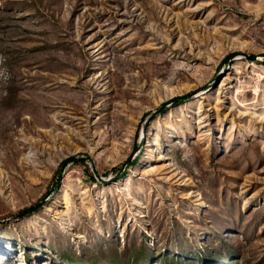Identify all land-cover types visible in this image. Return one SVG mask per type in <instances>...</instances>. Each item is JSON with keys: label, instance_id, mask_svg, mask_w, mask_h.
Here are the masks:
<instances>
[{"label": "rangeland", "instance_id": "rangeland-1", "mask_svg": "<svg viewBox=\"0 0 264 264\" xmlns=\"http://www.w3.org/2000/svg\"><path fill=\"white\" fill-rule=\"evenodd\" d=\"M240 53L264 0H0V264H264V58Z\"/></svg>", "mask_w": 264, "mask_h": 264}, {"label": "trees", "instance_id": "trees-1", "mask_svg": "<svg viewBox=\"0 0 264 264\" xmlns=\"http://www.w3.org/2000/svg\"><path fill=\"white\" fill-rule=\"evenodd\" d=\"M231 55H233V54H231ZM230 56H228V58H226L225 61H227L230 58ZM191 96H192V92H187V93H184V94H180V95L173 96L170 99H168L167 101L163 102L160 105L159 109H161L160 111H164L167 106H176V105H179V104L187 101L188 99H190ZM79 159H80L79 156H77V155H71V156H69V157H67L66 159L63 160L61 166L65 165V164H67L69 162L78 161ZM128 162L129 161H127V163ZM117 172H119L120 174H123L124 173L122 170H117ZM59 177H60V171H58V174L56 176V181H55L56 184L55 185H57L59 183ZM53 189H55V188H53ZM36 209H38V207H37L36 204H34V205L28 207L25 211L28 212V213H31V212L35 211Z\"/></svg>", "mask_w": 264, "mask_h": 264}, {"label": "water", "instance_id": "water-1", "mask_svg": "<svg viewBox=\"0 0 264 264\" xmlns=\"http://www.w3.org/2000/svg\"><path fill=\"white\" fill-rule=\"evenodd\" d=\"M240 55L247 58L248 60H251V61H256V60L264 58V54L255 55V54L240 53ZM159 110H161V109H159Z\"/></svg>", "mask_w": 264, "mask_h": 264}]
</instances>
